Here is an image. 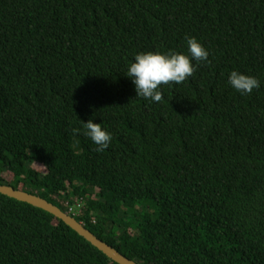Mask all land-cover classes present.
<instances>
[{"label":"trees","instance_id":"trees-1","mask_svg":"<svg viewBox=\"0 0 264 264\" xmlns=\"http://www.w3.org/2000/svg\"><path fill=\"white\" fill-rule=\"evenodd\" d=\"M189 36L207 62L136 96L135 54L189 55ZM0 183L65 212L82 197L75 218L138 264H264V0H0ZM0 264L118 263L0 193Z\"/></svg>","mask_w":264,"mask_h":264},{"label":"clouds","instance_id":"clouds-1","mask_svg":"<svg viewBox=\"0 0 264 264\" xmlns=\"http://www.w3.org/2000/svg\"><path fill=\"white\" fill-rule=\"evenodd\" d=\"M186 44L189 55L174 51H146L135 54L133 61L127 65L125 76L134 85L136 96L159 102L162 99L161 85L170 82L179 84L190 77L195 70L192 61L207 62L208 50L198 39L189 36ZM227 83L240 95L251 94L253 89L260 87V81L256 77L237 70L229 72ZM82 124L83 134L97 145V151L108 148L112 139L110 132L92 119ZM72 131L76 133L80 130L74 128Z\"/></svg>","mask_w":264,"mask_h":264},{"label":"water","instance_id":"water-1","mask_svg":"<svg viewBox=\"0 0 264 264\" xmlns=\"http://www.w3.org/2000/svg\"><path fill=\"white\" fill-rule=\"evenodd\" d=\"M0 193L5 194L9 197L15 198L19 201L30 203L34 206L40 207L55 217L61 219L70 228L76 231L80 236L90 242L93 246L103 252L108 258L115 261L118 264H138L136 261L126 257L124 254L119 252L117 249L98 238L88 228H86L80 221L74 216L66 213L60 209L57 205L49 202L48 200L34 194L29 193L25 190L15 189L11 185L0 183Z\"/></svg>","mask_w":264,"mask_h":264},{"label":"built area","instance_id":"built-area-1","mask_svg":"<svg viewBox=\"0 0 264 264\" xmlns=\"http://www.w3.org/2000/svg\"><path fill=\"white\" fill-rule=\"evenodd\" d=\"M64 205L67 207L66 213L72 215V216H77L82 214V210L84 208V201L82 197H75L73 198L72 203H64Z\"/></svg>","mask_w":264,"mask_h":264},{"label":"rangeland","instance_id":"rangeland-1","mask_svg":"<svg viewBox=\"0 0 264 264\" xmlns=\"http://www.w3.org/2000/svg\"><path fill=\"white\" fill-rule=\"evenodd\" d=\"M40 170H42V167H41V166H40ZM3 175H4V178H5L7 181L11 180V178H12V175L9 174V173L3 174Z\"/></svg>","mask_w":264,"mask_h":264}]
</instances>
